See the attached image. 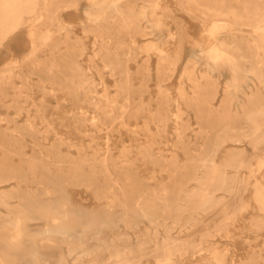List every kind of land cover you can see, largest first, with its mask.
Returning a JSON list of instances; mask_svg holds the SVG:
<instances>
[{
  "label": "bare ground",
  "instance_id": "bare-ground-1",
  "mask_svg": "<svg viewBox=\"0 0 264 264\" xmlns=\"http://www.w3.org/2000/svg\"><path fill=\"white\" fill-rule=\"evenodd\" d=\"M78 1L0 0V50L7 48L12 52L7 46L9 39L26 30L31 43L22 62L31 65L29 71L33 72L40 63L36 56L39 50H82L86 47L84 40L90 35L96 41L100 38L106 48L107 58L101 61L106 66L140 63L138 56L144 55L141 71L149 73L153 55L161 81L181 63L184 42L191 37L176 35L171 30V23L167 21L172 10L162 6V0H87L82 10L84 20L78 22L84 35L73 38L74 25L62 13L78 7ZM177 1L183 3L186 13L201 22L205 38H192V52L183 77L196 88L190 104L194 103L193 110L202 121L200 137L208 135L211 129H218L210 134L212 138L206 149H201L197 156L191 154V142L184 140L180 133V143H184L192 164L189 168L180 167L175 163L177 159L167 164L165 157L153 153L157 136L165 134L163 129L157 135L151 134L147 146L137 148L135 155L123 148L120 156H113L110 146L101 148L96 141L98 137L89 135L88 128L99 131L107 128L105 123L122 120L123 116L116 112L121 109V114L125 113L127 104L118 109L119 102L108 100V93L97 91L102 85L103 70L96 67L95 57L88 60L91 65L88 68H83L81 60L76 59L77 76L73 73V77L64 74L68 72L65 64L69 61L54 58L51 63H64V68L50 67L47 73H57L67 80L78 78L73 82L72 91L68 89L73 87H63L60 93L82 96L78 102L88 105L87 109L78 106L68 114L75 119V128L85 129L92 145L86 147L83 141L78 145L62 138L50 142L52 133L47 131L56 127L40 115L42 105H32L37 112L32 116L26 106L28 102L20 100L22 96H31V92L0 91L1 99L12 98L9 104L0 101V107L13 108L18 115L24 111L26 114L21 123L19 118L10 119L12 125L6 127L9 132L0 130V150L5 153L2 161L6 162L0 164V264H149L148 257L154 259V264H161L160 257L171 260L191 256L200 249L207 251L205 259L200 257L202 264H264V250L250 253L237 262L228 259L227 250H219L208 240L215 231L228 235L224 226L251 204L260 213L252 219L251 230H264V182H250L252 176L264 170L261 154L264 152L261 150L264 148V0ZM172 21L180 31L185 29L182 22L175 18ZM52 24L56 26L53 28ZM130 31L145 38L138 54L131 52L136 46L132 38L127 42L124 37L115 36V43L109 42L112 32ZM114 47L120 51L110 52ZM198 64L203 72L199 77L195 74ZM106 69L112 76L116 74L117 69ZM223 70L230 78L221 87L218 79ZM122 72L128 85L130 70L125 68ZM15 78L26 81V89L32 80L16 58L0 68V88L11 87ZM166 91H160L161 108L151 114V121L164 125L170 112ZM57 92L53 87L46 93L56 96ZM117 95L132 96L127 90ZM180 95L184 97V93ZM216 99L219 102L215 104ZM100 115L106 121L101 125ZM174 116L181 117L180 113ZM212 119L217 123H212ZM40 126L45 128L44 132L39 130ZM122 126L127 128L124 120ZM245 145L259 152L249 155ZM65 146L68 151L74 148L78 156L63 155ZM89 148L92 153H88ZM253 158L257 161L255 165ZM139 162L146 172L149 168L152 170L148 173L150 178L144 176ZM243 170H249V176H244ZM164 172L168 173L167 180L162 179ZM71 187L86 189L94 202L76 199ZM248 189L251 203L242 195ZM216 209H220L224 219L232 221H222L211 231L201 216ZM197 226L203 229L197 230ZM175 233L185 235L175 236Z\"/></svg>",
  "mask_w": 264,
  "mask_h": 264
},
{
  "label": "rangeland",
  "instance_id": "rangeland-1",
  "mask_svg": "<svg viewBox=\"0 0 264 264\" xmlns=\"http://www.w3.org/2000/svg\"><path fill=\"white\" fill-rule=\"evenodd\" d=\"M86 4H87V0H79L78 7L68 8V10L63 11L62 13L63 18L72 22L74 25L73 33H72L73 38H76L77 36L82 37L84 35L82 27L81 25H79L78 22L84 20V16L82 15V10L86 6ZM161 5L168 6L172 10V16L169 17L167 21L168 23H171V30L176 35L179 34L183 36L189 35L191 37V39L188 42L187 41L184 42V47H183L184 51H183L181 63L177 66L175 70L170 71L169 73L167 71H164V73L167 72V75L162 77L161 81L159 80V75H157L156 57L153 55H151V60L149 64V69H150L149 73L141 71V68L144 67V65L141 63L144 58V55L138 56V60L140 61V63H135L134 61H131L127 65L122 64L120 66L119 65L106 66V64L101 61L107 58L105 56L107 50L103 46L101 39L99 38V40L96 41L95 40L96 38L93 35H90L88 38H86V40H84L86 43V47L82 50L77 48H72V49L70 48L69 51H64V52L51 50L49 48H44L39 50L36 54L40 62L39 64H37L38 68L34 72L29 71L32 68V66L29 64H24V62H22V59L25 53L30 48L31 40L27 35V31L23 30L18 35L9 39L7 46H10V48H12V52L7 50V48L0 50V68L6 61L14 60L15 58L18 59L24 71H26V73L30 75V77H32V80L29 82L30 86L26 89L25 87L28 85V83L23 79L15 78L11 82V87L9 85L8 86L4 85V87L0 88V91L14 93L15 91H19V90L22 91L26 90L25 92L28 93L31 92L30 93L31 96H22L21 99L20 98L19 99L22 102L23 101L28 102L26 106L27 109L28 108L30 109V115L32 116L37 114V112L34 110V107H32V105L33 104H36L38 106L42 105L41 107L42 111L40 115L45 116L47 121L50 124L54 125V127H56L54 130L48 129L47 131L52 133V135L49 137L50 142L55 139L59 140L62 138L65 140H71L76 144L78 143V145L83 141L82 143H84L85 146L87 147L89 145H92L90 136H85V133H87L85 132V129L80 130L75 128L77 123L75 119H73L72 116L68 114V111L76 109V107L78 106L81 107L83 106L85 109H87L88 105L85 102L83 103L78 102L80 99L83 98L82 96H78L77 98V96H70L66 94L62 95L60 93V90H62L61 88L63 87H67V88L73 87L75 84L73 82H75V80L78 81V78L75 77L74 80H69V79L67 80L66 78L64 79L63 77H60L57 73H47L46 69L50 67H54L56 69L58 67L64 68V66H62V64L64 63L62 64L58 63L59 65L58 64L55 65L51 63V60H53L54 58L59 60L60 58L63 57L69 61L68 64H65L66 65L65 68L68 67L69 69L74 70V72L73 71L71 72L69 69H67L68 72H65L64 74L69 76H71L72 74L73 77V75L76 73L75 71L76 65L74 64V61L76 59L81 60L83 68H88L89 66H91L88 63V60L92 57H95V59L98 61L96 67L100 70H103V79L101 80L102 85L97 87V91L100 94L108 93L109 94L108 100L119 102V104L117 105L118 109L121 107L122 104H127V108H125L124 110L125 113L121 114V109H119V111L116 112V115L123 116L122 120L118 119L114 122L105 123L106 121H104V117L100 115L101 118V120L99 119L100 125L102 123H105L107 128H103L102 130L99 131H96V129L88 128L89 132H91L89 135L93 136L92 134H95L98 137L96 141L100 144L101 148L105 149L110 146L111 149L110 153L113 156H120V152L122 151L123 148L129 149L132 152V155H135L137 153L136 152L137 148L147 146L151 134L157 135L159 130L166 129L165 134H163L162 137L157 136L158 142L153 146L154 155L159 157H165L166 163L170 165L174 163L175 159H177L175 163H178L180 167L188 166L189 168L192 164V161L189 159L190 155L187 152H185L186 150L184 149L185 148L184 143L183 144L180 143L181 136H179V134L181 133L182 138L184 140L191 142V148L193 149L190 153L197 156L200 153L201 149L204 150L206 149L205 147L208 146L207 143H209L210 139L212 138L210 134L213 132H217L218 130V129H211L208 135H204L200 137L199 133L202 130L201 129L202 121L200 120V116H198V114H196V112H194L193 110L194 103L190 104V101H193V98L195 96L194 92L196 88L194 87V84L192 82L186 80L183 77V70L185 64L192 52V46L190 43L192 41V38L198 40H203V39L205 40V38L202 35L203 33H202L201 22L197 20L194 16H191L190 14L186 13L182 2L177 0H169V1L162 0ZM177 8H179V11ZM172 18H175L177 21H180L183 24H185V29L180 31V27H178V25L174 23V21H172ZM55 26H56L55 24H52L53 28ZM100 35H102V37L105 36L104 34H100ZM109 35L112 37V39L109 40V42L112 44H114L116 41L115 36L124 37V39L127 42H131L134 39L136 41V46L131 49V52L133 54L140 53L141 50L138 47L143 46L145 43V38L140 37L134 31L123 32L119 34L117 32L114 33L112 32ZM94 42L96 43V46L94 45ZM109 51L118 52L120 50H117V48L114 47L113 49L111 48V50ZM106 67H108V69L110 68L117 69L118 72L116 71V74L114 73V76H112L111 72L107 70ZM125 68L130 70V79L128 81V85L125 84L122 74L123 73L122 71ZM201 69H202L201 65L198 64L195 69L196 76L199 77L200 75H203V72L200 71ZM223 73H225L226 76ZM229 78H230V74L227 73V71L223 70L221 72V76L218 79L219 85L222 87V85H224L226 80ZM51 84L53 86H51ZM119 84L120 86L118 87L117 85ZM202 84L205 85L206 82H202ZM160 86L162 88H160ZM53 87L55 88L56 91H58L57 92L58 94L56 96H52V95L49 96V94H47L46 92L51 91ZM73 89L74 87L68 90L72 91ZM162 89L167 90L166 92L169 95V100H170L167 104L168 109L170 111L167 114V117H169V119L167 120V123L165 125L159 122L151 121V114L158 111L162 106L161 96H160V91ZM126 90L131 92L132 94L131 97L124 98L123 96L117 95ZM181 93H184L183 98L180 95ZM97 99L101 101L104 100V98H97ZM199 99H202V97ZM10 100H12L11 97H7L3 99L0 98V101H4L6 104H9ZM126 100H128L129 103H125ZM218 102L219 99L214 100L215 104ZM141 109H145V111L142 112ZM177 113H180L181 117L179 119H176L174 116V114ZM25 115H26L25 111L22 112L20 115H18L16 113V110H14L13 108L6 109V107L1 106L0 118L2 120L0 121V126H1L0 130L3 129V131L9 132L10 130L6 129V127L12 125L10 119L13 117L19 118L20 120L19 119L18 120L21 123ZM123 120L127 125V128L122 126ZM36 121L37 123L41 124V120L37 119ZM210 121L212 123H217L215 119H212ZM39 130L41 132H44L45 128H43V126H40ZM54 133H56L57 135ZM46 143H49V140H47ZM66 146L62 148L63 155L69 153L70 155L73 156V158L78 156L74 148H72L71 151H68ZM262 146H260V148ZM245 147L249 155L259 152L252 150L253 148H250V146L245 145ZM30 148H31L30 146L27 147L28 153H31L29 152ZM261 150H264V148ZM88 153H92L91 148L88 149ZM261 154L264 155V152H261ZM220 156L221 154L218 155L217 160H219ZM4 157H5V153L0 150V164L6 163L4 160L2 161V158ZM16 163L17 162H15V164ZM256 163H257L256 159L253 158L252 164L255 165ZM138 164L139 166H141L140 168L144 176L149 177L150 174L148 173H150V171L152 172L149 166L147 167V169L149 168L147 170L148 172H146L145 166L142 165L140 162ZM167 170H170V168H167ZM155 174L159 175L157 172ZM167 174L168 173L166 172L162 173V176H164L162 179L167 180L168 179ZM249 174H250L249 170H243L244 176H249ZM160 179L161 178L158 177V180ZM257 180L264 182V170L259 173H256L254 176L250 178L251 183H254ZM148 182L150 183L152 182L151 184L154 183V181L152 180ZM3 184L5 183H2V185ZM70 190L73 194H75L76 199L78 200L82 199L88 202L89 201L94 202L93 196L91 195V193L88 192L86 193L87 191L86 189L82 187H71ZM250 191L251 190L248 189L244 193H242L243 198L245 200L250 201V196H251ZM237 202L238 200L236 201V203ZM251 205L252 206H250L246 210L237 213L232 223L224 226L229 231L228 235L222 234L219 231H215L213 232V234H211L210 238L208 239L209 243L217 246L219 250H227L229 253V257H228L229 260H234L238 262L247 258L250 253L259 252L260 249L264 250V230L261 232H254L253 230H251L250 223L252 219L260 215V213L255 208H253V204ZM1 211L4 213L6 212V209L1 208ZM219 211L220 209H216V211L201 216V219H204V221L206 220L204 225H207V228L210 229L211 231H214V228H216L219 224H221L222 221L224 222L232 221L230 218L224 219V214H220ZM224 211H225L224 208L221 209L222 213H224ZM196 229L202 230L203 227L201 228V226H197ZM180 235L181 236L185 235V233H180V234L175 233V236H180ZM206 254H207L206 249H200L191 253V256L187 255L178 258L173 257L171 260L164 259L165 257L164 258L160 257V258L162 259L161 264H202L203 263L202 260L203 258L204 259L206 258L204 256ZM201 256L204 257L200 259ZM151 258L152 257H148L149 264H154L155 263L154 259Z\"/></svg>",
  "mask_w": 264,
  "mask_h": 264
}]
</instances>
